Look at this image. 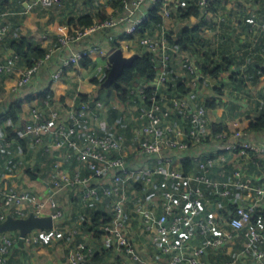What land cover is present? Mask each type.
<instances>
[{"label": "built area", "instance_id": "built-area-1", "mask_svg": "<svg viewBox=\"0 0 264 264\" xmlns=\"http://www.w3.org/2000/svg\"><path fill=\"white\" fill-rule=\"evenodd\" d=\"M58 1L36 0L46 7ZM123 1L129 6L127 10L108 13L102 20L94 19L89 26H73L66 33L57 35L56 44L46 48L45 56L20 72L16 88L32 84L41 69L54 57L62 59L55 73V77H60L64 68L80 63L86 56L107 55L104 48L95 45L72 51H68V48L99 31L124 27L125 34H135L146 16L144 8L152 7L158 0ZM167 4L164 1L158 10L164 23L161 34L135 37L137 43L151 54V60L159 72L154 80L142 82L135 89L140 104L132 105L133 109L129 111L134 112L132 137L128 138L119 131L103 132L87 127L92 122L97 124L99 130H105L108 126L102 116L109 109L108 104L96 97L70 110L66 122L60 120V111L54 105L47 106V112L39 104L31 106L24 135L29 136L32 144L41 146L45 152L63 151L65 159L74 158L90 173L83 175L79 170L65 172L62 169L63 159H58L55 161L52 188L44 193L40 194L35 189L22 190L0 185V221L8 215L25 217L32 212L36 215L49 214L54 220L50 229H34L27 233L22 245L18 243V232H0V264H8L6 260L15 248L24 251L39 248L63 236L65 230L58 224L63 209L56 193L64 188H80L86 201L97 198L108 201L110 213L108 221L101 225L100 240L105 247L128 255L137 264H153V260L129 236V210L141 219L143 230L159 258L155 260L157 264H162L161 260H165V264H209L208 255L222 254L237 240H241L240 247L222 264H246L248 261L264 264V229L251 224L253 214L259 212V204L264 200V185L243 178L240 168H234L220 179L212 178L210 174L216 166L225 172V156L200 151L191 156L188 152L208 139L222 140L228 133L225 130H212L207 107L191 102L189 94L192 91L184 96L173 97L163 92L169 80L168 68L179 62H182L183 71L178 74L189 78L191 90L200 85L201 80L206 82L210 78L199 71L191 55L176 51L169 44L165 32L166 29L173 30L169 25L173 18ZM198 4L204 7L206 0H199ZM1 15L0 10V49L8 32ZM41 38L48 39V34L42 33ZM13 70V63L4 60L0 53V73ZM148 87L154 88V92L148 98L149 103H146L145 90ZM247 133L245 130L232 131L228 148L238 156H247L250 151L264 153V147L241 139ZM5 144L10 145L9 142ZM2 146L0 141V149ZM131 155L143 163L139 165L130 161ZM185 157L196 162L198 171L195 168L188 172L182 170V159ZM130 183L142 184L146 189L154 185L161 187L162 183L166 187L159 198L146 200L136 194L137 190ZM206 189H211L223 200H228L235 189H240L249 201L236 203L235 215L219 222L218 212L208 215L202 212L208 199ZM157 207H160V211ZM78 232V228L66 229L71 244L64 264H87V258L93 254V247L87 238L75 239Z\"/></svg>", "mask_w": 264, "mask_h": 264}, {"label": "crops", "instance_id": "crops-1", "mask_svg": "<svg viewBox=\"0 0 264 264\" xmlns=\"http://www.w3.org/2000/svg\"><path fill=\"white\" fill-rule=\"evenodd\" d=\"M77 1L80 2V0H59L53 5L46 7L36 2V0H11L9 6L1 10V20L8 26V32L2 43L0 53L4 60H9L13 63L14 70L12 72L0 73V90L2 91V95L0 96V113L7 107L11 100L22 99L20 118L21 121H27L31 106L39 104L36 98L37 93L51 87L55 99L53 105L60 111V120L66 122L68 121L69 111L76 109L78 106L75 103L79 94H88L96 98L100 94L101 97L102 95L104 97L101 100L110 105L109 108L120 109L123 112V119L121 122L116 121L111 124L107 120V112H105L102 115L108 124L105 130H99L97 124L94 122L87 125V127L95 131H110V128H114L112 131H121L130 138L134 135L135 125L133 120L134 112L131 111L130 113L129 111L133 109L132 105L136 104H132V101L120 103L114 96L108 97L106 94H103L104 90L102 88L104 87L97 85L93 81V78H100L107 69L109 64L108 55L114 48H117L113 46L114 43L119 44V47L126 56H130L138 50H141L135 38H124V27L115 30L109 29L95 32L88 39L75 43L68 48V51H72L79 50L88 45H95L104 48L107 55H92L91 61L87 65H84L80 61L78 64L68 66L64 68L60 77H55V73L61 65L62 59L58 56L54 57L41 69L32 84L24 88H16L17 79L26 63L17 56L14 58L16 54L10 45L11 41L21 36L27 37L46 49L49 45L56 44L57 35L66 33L74 26L70 22V19H77L82 14H94L95 11L100 9L96 6L100 2H105L102 9L106 14L117 13L129 8L124 3L123 7L118 9L110 4L112 0H81L82 4L80 6L76 5ZM146 9L144 8L143 11L146 12ZM192 18L195 17H190L191 23L194 22ZM206 18L210 24L200 31V35L208 42V47L213 48L210 50V58L214 57L212 55L213 53H217V55L221 53L225 54L233 59L232 70L241 71L242 74L247 66H255L257 64L264 67V27H262V24H264V0H221L217 6V11L208 10ZM179 21L178 18H174V20L172 19L169 22L173 30L175 28V31H177L174 25L176 26ZM42 33H47L48 39L43 40L41 38ZM172 47L178 50L177 47ZM178 51L191 55L196 62L199 58V54ZM174 67L177 73L183 71L182 62L177 63ZM228 75L229 73L227 72L218 78L210 77L206 82L201 80L199 82L200 85L195 87V89L192 88L190 90V92L192 91L191 93L189 92L191 102L195 105L203 104L205 100L210 98L219 97V99H222L215 107H207V114L212 130L215 131L214 125H216L215 127L221 125L225 127L223 130L228 135L222 140L215 138L208 139L204 144L194 146L188 153L194 156L197 154L196 152L200 151L202 153H218L225 156L226 165L223 168L225 172L222 171L220 166H216L210 174L212 178L220 179L230 174L234 168H240L243 178L250 179L254 184L264 185V153L261 151H250L247 156H238L228 148L229 139L234 130L247 131V135L241 137L242 140L252 141L256 145L264 147L263 131L246 130L250 120L256 118L259 112L264 109V76H261L256 83H253L251 80H246L245 86L235 87ZM32 96L34 98L31 101L27 100V98H32ZM61 98L64 99L63 103L60 101ZM18 129L19 124L13 127L14 131ZM82 131L80 132L81 137L83 135ZM22 138H26L25 150L15 145L14 148L7 149L3 154H0V166L4 176L3 183H6L5 186L10 188L22 190L35 189L40 194L44 193L49 188H52L53 178H50L46 174L44 177L45 180L41 179V177L38 180H32L27 175V168L34 166L39 162V158L44 156L41 153L42 148L41 146L32 144L30 137L22 134ZM46 139L49 140V136ZM48 154L53 160L63 159L62 169L65 172H72L75 170L74 166H76L75 168H79V165H81L75 160L73 161L75 165L71 163L67 164L69 161L65 162V155L61 150H52ZM22 155H24V159L20 158ZM133 157H129V160H133ZM43 160L44 158L40 162H43ZM134 161L137 162V159L135 158ZM195 171H198V169L195 168ZM48 177L51 181L47 180ZM160 188V186L154 185L146 189V200L157 199L155 193L157 191L160 192ZM150 190L154 191L151 192ZM242 191L235 189L227 202L232 204L238 202L247 203L249 200L246 199L247 196ZM211 195H207L208 199L204 207L206 210L215 214L221 205L218 199H215V194L212 191ZM56 197L61 202L63 209V216L58 221V224L63 230L80 229V232L77 234L81 232L82 234L79 238H74L76 240H81L83 237L87 238L93 247V254L87 258V264L109 262H115L117 264H137L128 255L105 247L100 237L95 239L91 231L88 233L83 232L82 222L85 217L79 211L84 209V205H80V202L84 201L83 203L85 205L89 203L96 209H103L105 212L110 213L108 201L97 198L93 201L86 202L83 199L80 188L75 190L64 188L56 193ZM223 201L227 203L225 200ZM63 207H66V209ZM157 210L160 211V207H157ZM259 212L264 215V200L259 204ZM74 213L76 214L75 216ZM127 215L129 221L128 231L132 242L142 252L147 253V255L149 254V257L153 260V264H157L155 260H159V258L154 252L151 245L152 242L144 233L141 219L137 218L130 210L127 211ZM257 226L264 229V218L261 219V216ZM64 237H60L57 240L61 241L60 243L56 241L55 243L53 242L39 248L27 249L25 250L27 252L23 251L24 254L21 251H17L15 264H64L71 244V237L69 235ZM240 241L237 240L235 245L229 246L220 255H208V263L222 264L225 257H230L231 253L233 254L238 250ZM56 243H59L62 246L61 248L64 247L62 252L59 251ZM51 247H55L53 249H57V252L53 251ZM94 256L97 258L95 259ZM160 262L165 264V260H161ZM246 264H259V262L249 263L248 261Z\"/></svg>", "mask_w": 264, "mask_h": 264}, {"label": "trees", "instance_id": "trees-1", "mask_svg": "<svg viewBox=\"0 0 264 264\" xmlns=\"http://www.w3.org/2000/svg\"><path fill=\"white\" fill-rule=\"evenodd\" d=\"M164 1L168 3L167 5L170 9L171 17L173 19L178 18L181 21L182 25L177 31H174L172 29H166L165 36L169 44L171 46L177 47L178 50H181L183 52L187 51L199 54V56L197 55L199 57L197 60V65L199 67V71L204 76L218 78L220 77V75H223L228 72V77L230 81L233 82L235 87L245 86L246 80H251L253 83H256L259 81L261 76H264V67L257 64L255 66H247L242 74L241 71L232 70V65L234 62L231 57L226 56L222 53L219 55H217V53H213L212 55L214 57L210 58V50L213 48H211L210 46L208 47V42L204 38H202V36L200 35V31L208 27L210 24L206 18V12L208 10L217 11V6L220 4L221 0H206V5L204 7L198 4L199 0H158L152 7H148L146 9V16L138 25L135 34H124V38H135L137 36V39L138 37H143L145 35H160L164 23L162 16L158 13V10L163 5ZM10 3L11 0H0V10H3L8 7ZM110 4L118 9H121L123 7L124 1L112 0L110 1ZM106 16L107 14L105 13V11L103 9H99L95 11L94 14H82L77 19H70V22L74 25V27L79 28L82 26H89L93 24L94 19L102 20ZM191 16H194L196 18V20L192 23L190 22ZM170 28L172 27L170 26ZM10 45L13 48L16 56L20 60L23 59L25 61V67L32 66L37 60L43 58L46 53L45 48L41 47L40 44L34 43L27 37L21 36L18 39L11 41ZM113 46L119 47V44L114 43ZM140 48L141 50L137 51L139 53V56L135 58L130 65L124 67L122 74L117 78V80L111 86L107 88H102L104 90L103 94H106L108 97L114 96L120 103L132 101V104H140V100H138V97L135 92L136 87L142 82L154 80L159 72V68L151 60V54L147 52L144 48H142V46H140ZM91 57L92 56H86L81 61L84 63V65H87L88 62L91 61ZM108 69L109 68L104 71L103 75L100 78H93V81L97 85L100 86L101 83L104 81ZM168 74L169 80L167 82V88L163 91L168 97L184 96L190 92L191 88L189 86V78L181 77L175 71L174 66L168 68ZM153 92L154 88H146V103H149L148 98L153 94ZM219 93H221V91H219ZM1 95L2 91L0 90V96ZM98 96L99 97L97 98L104 99L103 95L102 97L100 96V94ZM93 97L94 96L88 94H79L76 98L75 105L77 106L81 102L90 100ZM33 98L34 97L32 96V98L29 97L27 98V100L31 101ZM36 98L38 99L39 107L41 109H45V112H47V106L53 105L55 100L54 93L51 87H48L38 92ZM158 99H160V96L158 97ZM220 100L219 97L210 98L205 100V102L201 105H203L204 107H215L217 104L220 103L218 102ZM22 101V99L11 100L8 103L7 107L0 113V141L3 143V146L0 149V154H3L4 151L7 149L14 148L15 145L20 146V148H22L23 150L26 149V138H22V134H24V129L27 121H21L20 118V112L22 110ZM60 101L61 103H63L64 99L61 98ZM106 117L111 124L116 121L121 122L123 119V112L120 109L111 107L108 109ZM17 124H19V129L14 131L13 127ZM215 126L216 125H214L215 132L221 131L225 128L221 125L218 127ZM112 129L114 128H110V131H112ZM246 130L264 132V109L259 112V115L256 118L250 120L246 127ZM6 142H9L10 145L6 146ZM41 153L44 156H41V158H39V162H37L34 166L27 168V175L32 180H38L40 179V177L41 179H44L46 174H48L50 178H53L55 175L54 171L56 160L50 158L48 154L50 152H45L42 149ZM43 158V162H40ZM66 161H69L67 164L71 163L72 165H75V163L73 162L74 158L65 159V162ZM75 167L76 166H74V169L81 171L83 175H87L90 173V170H88L86 167H83L82 165H79V168ZM195 167L196 162H194V160L190 157H185L182 159V170L184 172H188L194 169ZM3 177V172L0 166V185L5 186L6 183H3ZM49 177L47 178V180L51 181ZM130 184L131 187H134L138 191L144 190V186H142V184ZM179 188H182V186H179ZM211 191V189H206V197L207 195H211ZM214 197L215 199H218L221 205L218 208L219 222H224L235 215L236 204L229 203L227 202V200H225L227 202L225 203L223 199H221L217 195H214ZM90 201L93 200H89L86 202ZM83 202H80V205H84V209H81L79 211L85 217L82 222V228H84L83 232L88 233L91 231L93 237H95L96 239L100 237L102 233L101 225L103 224V222L108 221L109 213L105 212V210L103 209H96L89 203L88 205H85ZM202 212L206 215L210 213V211L206 210L204 206L202 208ZM75 215L76 214L74 213V216ZM260 216L261 219L264 218L263 213L260 214V212H256L253 214L251 218V224L253 226H257ZM81 234L82 232L80 234H76L75 237L79 238ZM64 236H66V230L64 231ZM17 251H21L23 253L24 250H19V248L13 249V251H11L9 255V258L6 260L8 264L16 263L15 259ZM94 258L96 259L97 257L94 256ZM228 258L230 257H225V259Z\"/></svg>", "mask_w": 264, "mask_h": 264}, {"label": "water", "instance_id": "water-1", "mask_svg": "<svg viewBox=\"0 0 264 264\" xmlns=\"http://www.w3.org/2000/svg\"><path fill=\"white\" fill-rule=\"evenodd\" d=\"M139 56L138 52L126 56L120 47L114 48L108 55L110 67L106 78L101 83L102 87L111 86L122 74L124 67L130 65L135 58ZM54 220L49 214H34L33 212L25 217H15L8 215L5 220L0 221V232L16 231L18 232L19 245L23 244L24 236L34 229H50L53 227Z\"/></svg>", "mask_w": 264, "mask_h": 264}, {"label": "rangeland", "instance_id": "rangeland-1", "mask_svg": "<svg viewBox=\"0 0 264 264\" xmlns=\"http://www.w3.org/2000/svg\"><path fill=\"white\" fill-rule=\"evenodd\" d=\"M99 1V0H98ZM101 3V5H99ZM99 4H97V3H95V4H97L96 6L97 7H99L100 9H102V7H103V5H105V2L103 1V2H100ZM82 3H81V0H80V2H78L77 1V3H76V5L77 6H80ZM207 13H208V11L206 12V16H207ZM193 19V21H195L196 19L195 18H192ZM174 20V19H173ZM180 26H182L181 25V21H179V23H177L176 24V26L174 25V27H176V29L178 30L179 29V27ZM174 31H175V28H174ZM221 99V98H220ZM219 99V100H220ZM221 101V100H220ZM219 101V102H220ZM222 103H224V102H222ZM110 105H108V107H109ZM132 157H133V155H131ZM20 158H22V159H24L25 157H24V155H22ZM135 160V157H133V161ZM137 164H142L143 162H142V160H139V161H137L136 162ZM164 187H166V184H164V183H162V185H161V188L159 189L160 190V192H162V189L164 188ZM151 192H153L154 190H150ZM159 191H157L156 193H155V196H157V197H159L160 196V193ZM145 193H146V188H144V190H140L139 192H137L136 191V194L139 196V197H142V198H144V199H146V196H145ZM64 209H66V207H63ZM72 210V209H71ZM132 219V218H131ZM133 220V219H132ZM135 220V219H134ZM135 231H136V229H135ZM137 232V231H136ZM144 233H145V231H144ZM145 235H147L146 233H145ZM61 237H64V236H61ZM65 238V237H64ZM54 243L56 242V241H53ZM57 242H61V241H57ZM59 243H56V245H58V248H59V251L60 252H62L64 249V247L63 248H61L62 246L59 244ZM52 249L53 248H55V247H51ZM53 251H55V252H57V249H53ZM25 252H27V251H25ZM149 253V252H148ZM146 255H147V253H145ZM147 256H149V254L147 255Z\"/></svg>", "mask_w": 264, "mask_h": 264}]
</instances>
